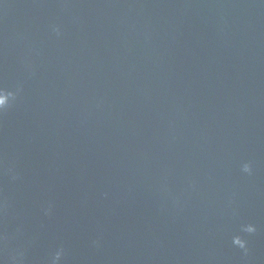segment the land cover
Here are the masks:
<instances>
[{
    "label": "water",
    "instance_id": "95a60500",
    "mask_svg": "<svg viewBox=\"0 0 264 264\" xmlns=\"http://www.w3.org/2000/svg\"><path fill=\"white\" fill-rule=\"evenodd\" d=\"M0 90V264H264V0H0Z\"/></svg>",
    "mask_w": 264,
    "mask_h": 264
},
{
    "label": "clouds",
    "instance_id": "9594fccd",
    "mask_svg": "<svg viewBox=\"0 0 264 264\" xmlns=\"http://www.w3.org/2000/svg\"><path fill=\"white\" fill-rule=\"evenodd\" d=\"M11 95V93H7L3 90H0V111L4 110L9 105ZM243 171L251 173V167L249 165H245ZM245 231L248 233H254L256 231V228L254 226L249 225L245 229ZM233 243L240 248H246V242L239 237H236ZM62 256L63 249L56 252L53 264H59V261L62 259Z\"/></svg>",
    "mask_w": 264,
    "mask_h": 264
}]
</instances>
